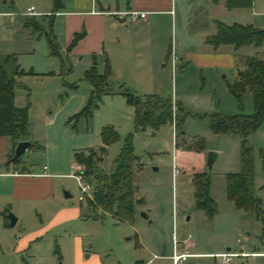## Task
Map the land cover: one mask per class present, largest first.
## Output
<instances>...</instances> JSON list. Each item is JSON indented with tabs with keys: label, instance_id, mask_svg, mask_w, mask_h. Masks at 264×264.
Returning <instances> with one entry per match:
<instances>
[{
	"label": "rangeland",
	"instance_id": "374dc122",
	"mask_svg": "<svg viewBox=\"0 0 264 264\" xmlns=\"http://www.w3.org/2000/svg\"><path fill=\"white\" fill-rule=\"evenodd\" d=\"M205 1L210 0H174L176 16L164 33L170 53L161 62L144 60L143 66L149 68L147 73L152 79L148 85L121 84L109 78V88L114 91L126 88L141 101L156 96L169 99L171 103L180 102L193 114H251L250 94H244L240 108H236L227 91L226 85L233 81L235 69L214 66L195 70L190 63L187 67L180 65L178 58L184 56V51L192 54L194 49L203 47L201 36L213 33V19L226 25L237 23L264 30V0H253L250 8L227 15L213 12ZM5 29L0 31L1 48H10L12 52L5 51L0 56L13 53L16 65L23 72L15 78L14 106L27 108L28 138L43 148V151H26L19 161L25 162L32 171L44 165L49 168V173L57 175L54 178L55 196L50 202L49 213L41 215L42 225L36 223L38 219L16 225L8 230L9 235L13 238L26 233L39 234V230L48 224L50 213L60 206L80 208L83 214L81 219L39 234L41 239L31 250L32 257L38 258L36 264H73L72 257L75 256L71 246L67 250L63 247L71 237L80 239L85 251L81 257H91L83 260L85 264L91 263L93 257H99L103 264H135L148 260L152 264H167L161 257L170 253L172 240L180 242L187 235L192 244L190 253H225L227 249L237 252L244 244L249 251L264 250L263 222L253 212L236 210L225 194V175L239 171L240 140L237 136L212 134L207 119L186 118L184 122L183 135L187 141H200L205 155L209 151L217 154L209 169L203 167L208 177V197L215 207L214 215L208 218L194 205L189 174L178 168L174 171L171 161L174 132L169 123L153 133L146 129L136 132L132 108L120 97L106 98L104 95L100 96L90 117L77 116L90 93V86L82 77L85 67L64 61L61 68L60 59L50 53L45 38L24 28L23 22L6 24ZM31 44L28 49L26 46ZM256 51L264 53V44L256 49L250 46L240 50L247 55ZM106 126L114 130L117 141L105 147L97 172L109 174L112 171L113 161L127 137L131 138L133 153L140 165L135 182L136 195L142 204L137 207L136 218L131 224L118 222L97 210H88L85 199L78 201L80 193L73 176L77 171L71 167L75 165L73 153L99 148V133ZM247 147L252 156L254 197L259 201L264 219V121L248 137ZM21 166L25 165L21 164L19 168ZM63 193L70 197L64 198ZM89 194L91 196V192ZM141 213L146 218L140 217ZM56 244L61 245V251L56 250ZM7 257L13 255L8 253L3 258ZM57 257H61V262ZM230 260L228 264H264V258L258 256ZM188 263L216 264L210 257L190 258Z\"/></svg>",
	"mask_w": 264,
	"mask_h": 264
},
{
	"label": "crops",
	"instance_id": "0c3cea01",
	"mask_svg": "<svg viewBox=\"0 0 264 264\" xmlns=\"http://www.w3.org/2000/svg\"><path fill=\"white\" fill-rule=\"evenodd\" d=\"M206 2L213 12L217 11L218 15L241 11L236 9L225 10L222 2L215 5L210 1ZM30 7L33 14L24 16L23 12ZM130 11L144 13L145 17L130 21L122 16L123 13ZM175 16L176 4L174 0H60L57 9H54L53 0H0V31L6 30V24L15 22L21 24L25 18H34L36 21L41 22L42 25L49 22L51 35L56 42L59 55L65 58L67 63L70 62L72 65H74V62L82 64L85 67L83 74L91 67L98 75L108 71V79L110 78L114 82L121 84L134 82L148 85L150 83L152 79H149L150 77L147 73L149 68L143 66L145 65L144 60L161 62L162 59H167L170 53V46L168 48L166 46L164 33L174 21ZM214 21L225 24L218 19H213ZM206 36H208L206 33L201 36L200 43L203 47L194 49L192 54H187L184 51V56L178 58L179 64H186L187 67L190 63L192 69L195 70L214 66L235 69L232 49L226 46H219L215 51H212L204 43ZM74 37L77 38L74 46L69 51H66ZM1 47L3 46H1L0 42V55H4L5 51L12 52L10 48L3 50ZM26 47L29 49L32 44ZM31 51L33 50L31 49ZM11 54L13 55V53ZM220 61L223 63H219ZM98 70L101 73H97ZM142 70L144 71L142 72ZM110 96L120 97L118 95H104L103 97L107 98ZM146 130L153 133L151 129ZM26 141L32 144L28 137ZM13 149L14 147H12L10 140L5 136H0V264H36L38 258L32 257L31 250H33L32 247L34 245L39 243L41 239L39 234L47 233L45 230L48 228L63 224L67 225L81 219L83 214H81L80 208L60 206L55 212L52 211L50 213L52 216L47 221L48 224L39 230V234L26 233L23 236L11 238L8 230L16 225H25L26 222L29 223L37 219L36 223H39L38 225L40 226L42 225L41 215L49 213L50 202L55 196L54 178L57 176L49 173V168L44 165V170H42L41 166L39 170L32 171L25 162L18 160L15 163H8ZM28 150L43 151V148L36 145L35 148L28 147L26 151ZM75 153L77 152H74L73 155ZM178 154L179 151H176L173 147L171 161L174 171H176L175 162ZM200 155L204 167L205 154L201 151ZM21 164L25 165V170H20L19 166ZM71 167L74 169L77 166L75 164ZM140 170V166H137L133 172L134 199H138L135 176ZM262 188L264 189V184ZM138 206L134 209L133 221L136 218ZM7 213H11L15 218V222L11 227L8 226ZM144 218H146L145 215ZM246 235L249 238L250 233L247 232ZM262 238L264 243V228ZM54 241L56 242V240ZM69 246H71V251L75 256L72 257L73 264H85L83 260L91 258L87 255L81 257L85 251L78 237H71L63 244L66 250ZM60 247L58 244L55 245L58 251H61L62 247ZM247 248L246 244H244L237 252H230L228 249L226 252L236 254L232 258H245L247 256L264 258V250L249 251ZM173 251L172 240L170 253L161 257L167 264H172L170 257ZM8 253L13 255V257L3 258ZM192 254L196 255V257L191 258H213L212 256L222 253ZM56 259L61 262V257ZM188 259L182 264H191L188 263ZM148 261L152 264L151 260ZM148 261H137L135 264H144ZM215 263L219 264L216 260ZM88 264L103 263L99 257H93L92 262Z\"/></svg>",
	"mask_w": 264,
	"mask_h": 264
},
{
	"label": "trees",
	"instance_id": "16d2710c",
	"mask_svg": "<svg viewBox=\"0 0 264 264\" xmlns=\"http://www.w3.org/2000/svg\"><path fill=\"white\" fill-rule=\"evenodd\" d=\"M60 0H53L54 9L58 8ZM212 4L222 2L225 10H243L250 8L253 0H210ZM23 27L30 29L38 36H43L52 55L60 59L63 68L65 58L59 55L58 47L50 31V23L41 22L34 18H25ZM73 38L66 51H69L76 42ZM204 43L215 51L219 46L232 49L235 77L227 84V91L233 99L236 108H240L241 97L250 94L252 111L249 115H222L217 113L193 114L185 110L179 102L171 103L169 99L150 96L141 101L126 88L116 91L109 88L108 71L102 75L94 72L93 67L84 72L83 80L90 86L89 99L77 116L90 117L97 108V102L103 95H118L123 98L133 111L134 128L136 132L145 129L156 130L161 125L169 123L173 127V147L179 151L175 162L176 169L188 173L193 183V201L199 209L210 218L215 213L212 200L208 197V177L203 171L201 151L203 144L200 141L190 142L184 138L183 125L186 118L196 120L207 119L208 129L215 135H235L240 140L239 171L225 175V194L234 208L242 212H253L264 224L259 201L253 192V166L247 139L264 121V53L254 52L251 55L240 52L242 48H258L264 44V32L250 25H225L214 21V31L204 39ZM70 72L69 69L66 70ZM13 55L0 56V136L7 137L12 147L19 141H26L27 108H16L13 104L15 78L22 76ZM175 110L172 111V108ZM76 116V117H77ZM101 146L86 149L74 154L76 166L82 167L83 181L91 185V199H86L88 209L107 214L118 222L131 224L134 218V209L141 204L140 199H134L133 172L137 166V158L133 153L131 138L127 137L113 161V169L109 174H99L97 166L102 162L105 147L117 141V135L111 127H103L99 133ZM194 144V146H192ZM35 144L29 147L35 148ZM86 154H85V153ZM178 161V162H177ZM96 216H94L95 218ZM264 228V227H263Z\"/></svg>",
	"mask_w": 264,
	"mask_h": 264
},
{
	"label": "built area",
	"instance_id": "2783aa9c",
	"mask_svg": "<svg viewBox=\"0 0 264 264\" xmlns=\"http://www.w3.org/2000/svg\"><path fill=\"white\" fill-rule=\"evenodd\" d=\"M32 8H27L24 12L23 15L24 16H29L32 15ZM123 17L128 18L130 21H135L137 19H143L145 17L144 13H138V12H134V11H130V12H126L122 14ZM173 63V62H172ZM172 67H174V65L172 64ZM45 167L42 166V170H44ZM75 170L77 171V173H75L73 176L75 178V180L77 181V185L79 188V193L80 196L78 197V201L81 202L84 199H90V192H91V185L88 184L87 182L83 181L82 176H81V167L77 166L75 168ZM173 247H174V251L172 256L170 257L171 259V263L172 264H182L184 263L188 258L191 257H196V255L190 253V249L192 247V244L189 242V236L187 235V237L185 239H183L182 241L178 242L173 240ZM177 247L179 248L177 250ZM236 256V254L233 253H222V254H217L212 256L217 263L219 264H226L230 258ZM144 264H150V261L144 263Z\"/></svg>",
	"mask_w": 264,
	"mask_h": 264
},
{
	"label": "water",
	"instance_id": "95a60500",
	"mask_svg": "<svg viewBox=\"0 0 264 264\" xmlns=\"http://www.w3.org/2000/svg\"><path fill=\"white\" fill-rule=\"evenodd\" d=\"M264 32V30H262ZM30 146V144L27 141H19L16 143L13 149L12 156L8 160V163H15L18 162L19 157L26 151V149ZM217 154L215 152L209 151L205 155V161H204V166L205 169H209L213 162L215 161ZM25 166H21L20 170H25ZM64 198H68L69 195L67 193H63ZM141 217H144V214H140ZM6 219L8 220V226H13L15 222V218L12 216V214L7 213L6 214Z\"/></svg>",
	"mask_w": 264,
	"mask_h": 264
}]
</instances>
